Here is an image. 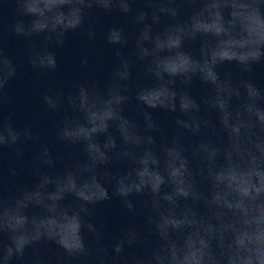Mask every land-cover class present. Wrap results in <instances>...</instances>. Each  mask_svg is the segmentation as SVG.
Listing matches in <instances>:
<instances>
[{
	"label": "water",
	"instance_id": "95a60500",
	"mask_svg": "<svg viewBox=\"0 0 264 264\" xmlns=\"http://www.w3.org/2000/svg\"><path fill=\"white\" fill-rule=\"evenodd\" d=\"M0 264H264V0H0Z\"/></svg>",
	"mask_w": 264,
	"mask_h": 264
},
{
	"label": "clouds",
	"instance_id": "9594fccd",
	"mask_svg": "<svg viewBox=\"0 0 264 264\" xmlns=\"http://www.w3.org/2000/svg\"><path fill=\"white\" fill-rule=\"evenodd\" d=\"M102 6L105 7V8H107V4H102ZM126 10H127V9H126ZM10 254H11V252H10Z\"/></svg>",
	"mask_w": 264,
	"mask_h": 264
}]
</instances>
